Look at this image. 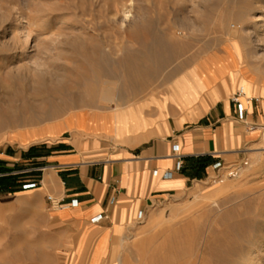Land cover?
Returning <instances> with one entry per match:
<instances>
[{"label": "rangeland", "instance_id": "rangeland-1", "mask_svg": "<svg viewBox=\"0 0 264 264\" xmlns=\"http://www.w3.org/2000/svg\"><path fill=\"white\" fill-rule=\"evenodd\" d=\"M263 1L0 0V82L8 80V84L25 86V94L21 96L25 103L28 92L33 96L35 90H44V100L31 101L35 110L24 111L20 118L0 129V146L9 136L26 142L25 137L32 134L36 137V130L42 125L57 133L60 128L53 121L66 116L69 125L86 131L84 124L69 121L68 115L121 109L159 94L202 56L221 48L224 56L217 61L227 63L197 65L190 74L192 83L184 78L171 88L182 83L194 95L210 85L209 80L203 82L200 77L207 73L216 77L228 74L236 85L235 93L243 89L249 98L264 99V70L260 77L250 76L264 63ZM127 13L131 16L126 20ZM153 21L158 23L163 37L174 43L175 58L164 65L152 63L157 76L144 91L126 96L123 101L118 98L110 103L101 101L99 94L92 91L101 79V67L110 68L114 63L93 64L83 56L94 53L95 48L108 54L112 51L115 60L127 51L140 54L143 47L127 35L135 34L136 27L144 24L143 27L151 28L139 29L149 37ZM76 59L88 63H74ZM210 65L220 69L213 72ZM83 66L87 76L81 78L77 87V99L62 94L60 88L66 87L73 72L76 78L81 76ZM81 86L85 87L84 93ZM53 90L61 92L53 94ZM2 97L8 96L0 91ZM82 100H87V105ZM128 127L119 126L122 130ZM46 149L37 152L44 153ZM37 152L31 151L29 156ZM246 153L244 160L231 165L233 170H240L239 177H228L223 171L220 182L213 174L212 178L196 182L181 196L152 208L122 242L114 245L111 264H246L247 260L251 264H264V131L247 146ZM4 165L0 161V175L5 174ZM10 178L4 181L0 177L1 184L13 186L17 192L24 191L27 182L21 184ZM50 194L46 192L45 198L28 194L0 196V264L55 263L53 258L59 245L57 232L47 221L51 216L48 217L46 197Z\"/></svg>", "mask_w": 264, "mask_h": 264}, {"label": "crops", "instance_id": "crops-1", "mask_svg": "<svg viewBox=\"0 0 264 264\" xmlns=\"http://www.w3.org/2000/svg\"><path fill=\"white\" fill-rule=\"evenodd\" d=\"M222 56V48L202 56L164 91L130 105L134 110L129 114L113 118L111 110L87 111L86 131L69 125L66 116L53 121L59 125L57 133L42 125L36 137H25L26 142L6 138L0 146V161L5 163L0 177L21 184L38 179L41 185L17 192L0 182V196L45 198L50 192L65 200L61 209H55L46 197L51 216L47 221L57 232L59 245L54 264H111L114 245L152 208L213 174L220 177L225 168L246 158L247 146L264 131V99L243 100L247 113L243 123L237 119L232 102L236 85L228 74L200 77L210 85L194 95L182 83L177 85L182 94L171 92L184 78L193 82L190 74L197 65L227 63L217 61ZM210 69L216 72L220 67ZM122 124L129 127L122 130ZM40 149L46 151L38 154ZM218 164L221 169H216ZM169 172L172 177L166 178ZM72 200L78 201L77 207L71 206ZM100 215L103 220L93 224Z\"/></svg>", "mask_w": 264, "mask_h": 264}, {"label": "bare ground", "instance_id": "bare-ground-1", "mask_svg": "<svg viewBox=\"0 0 264 264\" xmlns=\"http://www.w3.org/2000/svg\"><path fill=\"white\" fill-rule=\"evenodd\" d=\"M130 16L131 15L129 13L125 14V19L126 20L129 19ZM143 25H141V27L136 25L138 32L136 31L135 34L129 33V35H127V37L129 39H131V41H134V43L138 42L143 47V51L140 54L133 52V51L132 52L127 51V53H125L121 59L115 60V59H113L112 51L110 52V54H108L106 50H101L99 48H95L94 53L93 52H87L86 53L84 51L86 54L83 57H86L88 59V61H91L90 63H93V64H94V62L101 63V64L102 63H104V64L105 63H114L113 67H110V68L108 67L109 69L100 66L102 69V74L100 77L101 79L98 82H96L95 90L94 89H93L94 91L91 90L93 94H96V93L99 94L101 101L110 103V102H113L116 98L122 99V101H123V98H125L126 96L129 98L132 95H135L141 91H144V88L150 82H152L153 77L155 78V76H157L156 70L154 71V69L152 68V63H159V64L162 63L164 65V63H169L173 60V58H175L174 57V55H175L174 50L176 48L174 47V43L172 41L167 40L165 37H163L164 34L157 28L158 23L156 21H153L152 22V29L148 30V33L150 34L151 38H149L150 36L148 37L145 30H144L145 32H143L141 30L143 28L145 29V27L146 28H148V27L151 28V27L149 25H147L148 27L147 26L143 27ZM124 26H125V23L123 24V27ZM139 28H141V29H139ZM118 35L120 36V34H118ZM123 35H124V32H123ZM121 37H122V39H125V37L124 38H123V36H121ZM180 37H182L181 34H180ZM89 39H90V37H89ZM104 39H105V37H104ZM107 39H108V37H107ZM91 40H92V37H91ZM108 40H111V39H108ZM119 40H120V38H119ZM128 41H130V40H128ZM263 41H264V39H263ZM105 43H107V42H105ZM119 44H121V43H119ZM122 44H124V43H122ZM125 44H127V43H125ZM107 47H109V46H107ZM110 48L114 49L112 47H110ZM87 51H89V50L87 49ZM114 53H115V51H114ZM116 54H118V52H116ZM95 56L99 57L98 60H96L97 58H94ZM86 58H83V59H86ZM86 62H87L86 60L83 61V60H77V59L74 61V63H86ZM259 64H261V63H259ZM158 66H161V65H158ZM84 68L85 67L83 66V68H82L83 70L81 72L82 75L78 76L77 78L75 77V75H74L75 73L73 72L71 78H69V81L66 84V87H63L64 89L60 88L61 91L63 90L62 92L59 90L62 94L67 95L73 99H77V97H78L77 87L81 85V81H82L81 78L83 79V77L85 78L87 76V71L84 70ZM262 70H264V63L261 66V68H260V66L258 67V70L256 72L250 73V76L253 77L251 79H254V77H260L263 74ZM120 71H121V74H120ZM92 72H93V70H92ZM81 73H79L78 75H80ZM90 75H91V71H90ZM90 79H92L91 76H90ZM4 81L7 83L8 80L7 81L4 80ZM22 81H24V80H22ZM5 82H0V91H2V94L4 96H8L7 99L3 98V97L0 98V129L9 125L13 121H15L17 118H20V115L24 111H26L28 109L35 110L36 108L31 101H33V102L37 101L38 102V100L43 98L42 95H44V93L42 92L44 90H40V91L35 90V93L33 92V94H34L33 96L32 95L29 96V92H28L27 97H26L27 103H25V102H22L23 98L21 97L22 94H25L24 93L26 90L25 86L19 85V84L17 86L16 84H13L14 82L10 83V84H8V83L6 84ZM86 85H88V84H86ZM86 85H84V86H86ZM56 88H59V87H56ZM81 88H82V92L85 91V87L81 86ZM88 90H89V88H88ZM88 90H87V93H89ZM171 90H172L171 92H173V94H175V95H179L180 93L182 94V88H180V86H175V87L171 88ZM59 91L53 90L52 93L56 94ZM239 91H241L244 94L245 99L249 98L247 93L243 89H241ZM46 94H48V93L45 92V95ZM25 96L26 95H24V98H25ZM79 96H80V94H79ZM99 96H98V99H99ZM84 97H86V95ZM51 98H53V96H51ZM28 100H30V101H28ZM43 100H44V98H43ZM62 101H63V99H62ZM86 101L84 102V100H82V102H84L85 105H87ZM79 103H80V101H79ZM66 105H67V103H66ZM66 105L64 107H67ZM115 106H116V104H115ZM121 106H123V104H121ZM127 107H126V109H123V110H120L119 108L111 110L113 113L112 114L113 118L115 116H116V118H118L121 115H123L124 113L129 114L134 110V108L131 106L130 107L127 106ZM120 108L122 109V107H120ZM86 113H87V111H78V112L71 113L68 115V120L69 121L79 120V123L84 124V125L85 124L88 125ZM246 264H251L250 260H247Z\"/></svg>", "mask_w": 264, "mask_h": 264}, {"label": "built area", "instance_id": "built-area-1", "mask_svg": "<svg viewBox=\"0 0 264 264\" xmlns=\"http://www.w3.org/2000/svg\"><path fill=\"white\" fill-rule=\"evenodd\" d=\"M243 100L245 101H250L252 99H245L244 94L241 91H237L233 97H232V102L235 104L236 109H237V119L240 122L245 123L246 122V117H247V113H246V106L245 103L243 102ZM254 127L250 128V131H253ZM245 166L248 165L247 162L244 163ZM181 168V165H179V169ZM222 165L218 164L216 165V169H221ZM223 171H226L228 173V177L231 178H237L240 175V170L237 168H234V170L232 169V167H228L225 168ZM166 178H171L172 177V173H167L165 175ZM218 179H220V182H223V175H221L220 177H218ZM41 185V182L39 180H35V181H29L27 182L24 186L23 189L28 191V190H34L37 189L39 186ZM47 202L51 205L52 208L55 209H61L63 204L65 203L64 199H58L53 195L47 196ZM72 207H77L78 206V201L77 200H72L70 202ZM103 216H97L95 217L92 222L93 224H98L103 220Z\"/></svg>", "mask_w": 264, "mask_h": 264}]
</instances>
